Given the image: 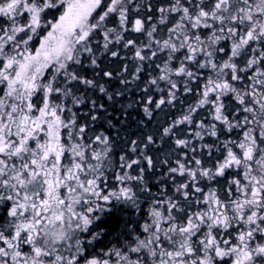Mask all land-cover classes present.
I'll return each mask as SVG.
<instances>
[{
    "label": "snow or ice",
    "instance_id": "6c2138e0",
    "mask_svg": "<svg viewBox=\"0 0 264 264\" xmlns=\"http://www.w3.org/2000/svg\"><path fill=\"white\" fill-rule=\"evenodd\" d=\"M0 264H264V0H0Z\"/></svg>",
    "mask_w": 264,
    "mask_h": 264
}]
</instances>
